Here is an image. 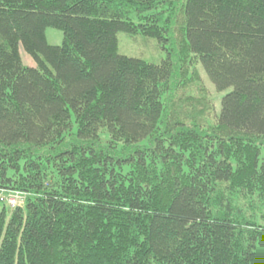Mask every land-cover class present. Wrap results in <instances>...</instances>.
Returning <instances> with one entry per match:
<instances>
[{
	"label": "trees",
	"instance_id": "trees-1",
	"mask_svg": "<svg viewBox=\"0 0 264 264\" xmlns=\"http://www.w3.org/2000/svg\"><path fill=\"white\" fill-rule=\"evenodd\" d=\"M120 31H172L173 52L121 54ZM16 191L0 264H264V0H0V192Z\"/></svg>",
	"mask_w": 264,
	"mask_h": 264
},
{
	"label": "rangeland",
	"instance_id": "rangeland-1",
	"mask_svg": "<svg viewBox=\"0 0 264 264\" xmlns=\"http://www.w3.org/2000/svg\"><path fill=\"white\" fill-rule=\"evenodd\" d=\"M173 33L170 32L169 41L164 44L159 43L157 38L146 36L143 34L131 35L124 31L118 33L119 52L131 57H138L150 62L159 63L173 52L171 37ZM47 38L50 44H62L63 32L60 29L49 27L47 28ZM25 64L36 65L33 57L24 49L21 50ZM199 73L201 75L203 84L209 90L210 96L215 103L216 112H220L222 96L227 92L217 91L215 85L210 81L206 71L201 64H198ZM198 85L191 83V92H196Z\"/></svg>",
	"mask_w": 264,
	"mask_h": 264
},
{
	"label": "built area",
	"instance_id": "built-area-1",
	"mask_svg": "<svg viewBox=\"0 0 264 264\" xmlns=\"http://www.w3.org/2000/svg\"><path fill=\"white\" fill-rule=\"evenodd\" d=\"M21 192H10L9 194H3L0 192V200L6 202L10 206H16L17 203L22 199Z\"/></svg>",
	"mask_w": 264,
	"mask_h": 264
}]
</instances>
